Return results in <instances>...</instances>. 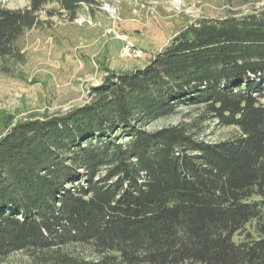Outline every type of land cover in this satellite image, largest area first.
<instances>
[{
	"label": "trees",
	"instance_id": "16d2710c",
	"mask_svg": "<svg viewBox=\"0 0 264 264\" xmlns=\"http://www.w3.org/2000/svg\"><path fill=\"white\" fill-rule=\"evenodd\" d=\"M94 2L0 3V60H21L41 13L73 22ZM206 122L236 133L208 141ZM11 123L0 264H264V9L199 19L86 105Z\"/></svg>",
	"mask_w": 264,
	"mask_h": 264
},
{
	"label": "rangeland",
	"instance_id": "374dc122",
	"mask_svg": "<svg viewBox=\"0 0 264 264\" xmlns=\"http://www.w3.org/2000/svg\"><path fill=\"white\" fill-rule=\"evenodd\" d=\"M78 18L40 15L42 25L17 43L21 60H0V134L6 125L67 113L90 101V91L115 73L145 67L182 28L199 19H223L264 9V0H94ZM23 9L30 0H0ZM50 9V8H49ZM130 47L125 54L126 46ZM187 110L151 129L183 122ZM198 111H190L194 119ZM211 142L230 138L233 128L203 125ZM25 261L22 254L9 259Z\"/></svg>",
	"mask_w": 264,
	"mask_h": 264
},
{
	"label": "built area",
	"instance_id": "2783aa9c",
	"mask_svg": "<svg viewBox=\"0 0 264 264\" xmlns=\"http://www.w3.org/2000/svg\"><path fill=\"white\" fill-rule=\"evenodd\" d=\"M130 50H131L130 47L127 45L125 48V54L128 55Z\"/></svg>",
	"mask_w": 264,
	"mask_h": 264
}]
</instances>
